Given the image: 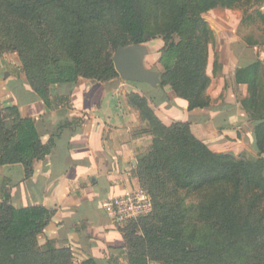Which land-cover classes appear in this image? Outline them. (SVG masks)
<instances>
[{"label":"trees","instance_id":"trees-1","mask_svg":"<svg viewBox=\"0 0 264 264\" xmlns=\"http://www.w3.org/2000/svg\"><path fill=\"white\" fill-rule=\"evenodd\" d=\"M240 1L0 0V53L17 51L32 96L46 105L50 84L71 81L78 74L95 81L116 76L109 47L140 44L156 33L163 34L162 53L170 60L164 65L163 77L189 110L207 107L212 101L206 93L211 81L206 73L207 46L214 37L200 13ZM146 13L151 14L152 28ZM174 33L178 41H173ZM59 49L68 59L69 73L61 69ZM235 81L247 85L240 104L253 122L259 154L255 160L243 152L212 150L191 132L189 122L165 125L144 95L134 92L128 97L152 136L149 148L137 156L135 173L150 178L151 188L146 190L153 207L149 214L124 224L143 223L142 252L164 264H264L260 253L264 250V223L252 221L240 204L242 185L264 198V63L257 59L238 67ZM50 147L51 140L41 142L35 122L22 116L17 105L0 108V165L21 164L28 176L32 161L47 154ZM161 174L180 188L204 194L202 210L214 220L225 245L222 249H204L186 239L179 205L171 206L166 200L153 204L165 185ZM51 213L43 205L15 206L3 200L0 264H73L69 247L56 246L51 239L43 245L37 242ZM247 252L248 257L241 259ZM229 256L239 259L230 261ZM79 264L99 261L88 256ZM128 264H147L146 257L133 255Z\"/></svg>","mask_w":264,"mask_h":264},{"label":"crops","instance_id":"crops-1","mask_svg":"<svg viewBox=\"0 0 264 264\" xmlns=\"http://www.w3.org/2000/svg\"><path fill=\"white\" fill-rule=\"evenodd\" d=\"M239 22L224 27L227 21L223 19L222 33L215 35L220 66L216 74L207 68L212 82H217L209 106L189 110L167 91L170 108L152 107L165 125L189 122L191 132L212 150L255 146L253 122L240 104L247 85L235 81V70L257 59L264 63V43L242 35ZM126 82L113 86L81 79L75 85L53 84L48 87L46 105L29 88V100L14 103L22 116L33 119L41 142L51 140V147L32 161L28 176L21 164L0 165L5 180L13 173L18 177L11 203L43 205L51 210L40 235L56 246L69 247L80 260L91 256L99 261L119 241L102 202L138 186L137 156L152 141L146 121L125 96L126 91L145 93Z\"/></svg>","mask_w":264,"mask_h":264},{"label":"rangeland","instance_id":"rangeland-1","mask_svg":"<svg viewBox=\"0 0 264 264\" xmlns=\"http://www.w3.org/2000/svg\"><path fill=\"white\" fill-rule=\"evenodd\" d=\"M146 15L148 20L150 21V26L152 28L154 24L151 21V14L146 13ZM200 17L208 24L214 37L213 43L208 44L207 46L208 56L206 73L207 68L209 70L211 68L214 74H216V72L219 73L220 65L218 63V52L215 45V35L217 36L222 33L221 31H219V29L221 26L220 22L223 19L227 21V25H224V27H228V25L231 24L233 25L237 20H240L239 32L242 35L250 37V39L256 41H264V0H241L238 4L232 7H223L217 5L205 12H201ZM172 39L173 41H178L179 37L174 33L172 34ZM164 43V35L159 33L154 34L152 38L146 40L143 43H140L142 45H145L147 48V53L143 60L144 66L152 71H155L158 75V82L155 85H150L148 83L138 84V82L124 80L118 74L101 81H95L92 78L84 77L81 74H78L75 75V77L71 81H64L56 84L75 85L81 79H85L87 81L95 83L110 82L113 84V86H118L120 82L127 81L126 83L141 88V93H145V98L151 108L160 106H167L170 108V103L165 92L169 91L170 94H173L175 96L176 94L174 93L170 84L166 81V78L163 77L165 72L164 65L166 63H170L169 58L165 56L166 54L162 53ZM114 50L115 49L111 47L108 48V51L111 52V54H113ZM59 56L61 57V69L63 68V71H65V73H69V65H67L69 63L68 59L66 58V56H64L60 49ZM210 84V88L208 86L209 89L207 88L206 93L212 99L211 95H213L217 91V82H212L211 80ZM29 88V80L17 51L7 49L1 52L0 108L2 109L11 105H16L14 104L15 102H27L29 100ZM131 93L134 92H125L127 100L128 97L130 98L129 95ZM180 99L184 103H186L184 99ZM6 114L7 112L4 111L3 115ZM247 146V148H242L241 150L239 147L230 146V150L228 149L223 152H232L234 154L243 152L249 159L255 160L256 158H258L259 154L256 147H250V145ZM7 177L8 178L5 180L0 171V203L5 199L13 202V198L15 197V189L17 188L15 187V184L18 177L14 173L12 175L10 174V176ZM136 177L138 186L135 187H141L145 190L147 189V187L151 188V184L149 183L150 178L147 177L146 174H144L141 178H139L138 176ZM161 177L164 180L165 185L164 187H162V194L156 196V198L153 199V204H155V202H162L163 200H166L171 206L179 205V208L183 210L182 226L184 227L186 239L195 246H201L204 249H212L213 247L222 249V246L225 245H222V239H220V234L216 231L214 220L207 218V213L202 210V205H204L205 203V198L203 196L204 194H198L192 189L180 188L175 185L172 179L167 178V176L164 174H161ZM162 195L165 197L164 199H162ZM240 204L242 205L244 211L249 212L248 214L250 215V219H252V221L256 223H264V198L261 197L259 193L255 192L247 185H242L240 192ZM142 224L143 223L140 222L135 226L126 225L124 223L121 225H116L115 228L118 232L119 241L114 245V249L112 248V251L110 253H105L103 255V258L99 260V264H128L131 256L139 255V253H143V256L146 257L147 264H164V262L160 260L151 258V256H149L147 252H142L144 251L141 247V237L143 234ZM43 241V236L39 234L37 236L38 244L43 245L45 243V241ZM231 252V255H234L235 251L233 250ZM248 253L249 252L243 253L241 259L244 257H248ZM256 253H252L251 255H254ZM260 253L262 259L264 260V250H261ZM228 259L230 261H236V259L238 260L239 257L229 256ZM81 261L82 260H80L76 255L72 254L73 264H79Z\"/></svg>","mask_w":264,"mask_h":264},{"label":"built area","instance_id":"built-area-1","mask_svg":"<svg viewBox=\"0 0 264 264\" xmlns=\"http://www.w3.org/2000/svg\"><path fill=\"white\" fill-rule=\"evenodd\" d=\"M102 208L110 223L116 226L149 214L152 201L145 189L133 187L108 196L102 202Z\"/></svg>","mask_w":264,"mask_h":264},{"label":"water","instance_id":"water-1","mask_svg":"<svg viewBox=\"0 0 264 264\" xmlns=\"http://www.w3.org/2000/svg\"><path fill=\"white\" fill-rule=\"evenodd\" d=\"M146 53L147 48L142 44L119 45L111 56L114 69L124 80L155 85L158 82L157 73L143 64Z\"/></svg>","mask_w":264,"mask_h":264}]
</instances>
